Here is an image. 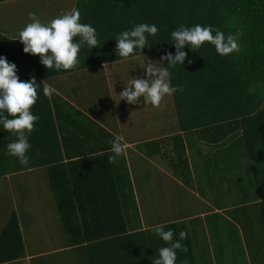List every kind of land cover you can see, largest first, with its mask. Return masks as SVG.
<instances>
[{"label":"trees","instance_id":"trees-1","mask_svg":"<svg viewBox=\"0 0 264 264\" xmlns=\"http://www.w3.org/2000/svg\"><path fill=\"white\" fill-rule=\"evenodd\" d=\"M43 1L45 0H0V12L9 13L13 10L10 13L11 23L21 22L20 25H23L18 15L12 22V16L15 12L23 13L27 10L28 24L31 22L29 13H36L42 20L44 12L34 8ZM51 1L56 5L58 16L60 8L57 0ZM64 1L61 7L67 5V9L70 7L68 4L75 2L74 9L81 12L80 22L91 24L96 29L101 47L91 51L83 48L77 68L68 71L48 70L41 64L38 56L24 53L23 44L19 40L0 34V56L17 66L21 80L27 81L35 77L37 84L41 85L38 100L31 109L39 120L29 137L30 163L27 167L22 166L15 157L7 155L6 150L0 157V164L4 158H11L15 166L3 170L0 166V178L31 169H45L60 219L59 228L66 234L69 247L85 244L83 248L88 255V264H153L158 258V250L168 245L152 232V228H140L137 207L134 205L136 210H130L126 201L131 197V191H115L116 199L105 200L108 210L99 209L100 199L108 197V194L101 191L99 184L103 180L96 172L95 164L101 168L105 163L108 179L116 186L121 172L118 173V165L116 172L114 162H110L114 152L64 162L57 127L58 116L52 107L55 98L44 95L42 84L45 82L42 80L90 68L101 69L102 65L127 60L117 55L115 39L134 25L148 23L158 26V35L150 38L152 45L142 54L147 56L155 53L163 56L167 52L175 55L177 51L172 45L173 31L181 25L192 27L200 24L211 25L225 35H238L240 51L222 57L217 54L214 46L206 43L198 52L186 48L187 56L183 66L178 64L169 67L172 86L183 88L182 92L171 96L173 117L175 115L177 125L171 123L170 129L166 131L174 135L151 141L158 147V152H153L151 156H160L168 167L171 166L176 178L190 186L194 175L189 152L192 156L195 152L203 157V145L206 146L207 157L204 162L201 160L206 166L203 168V163L200 166L203 168L201 171L207 173L214 165L219 168L226 163H233L237 158L233 155H244L252 161L251 180L258 198L264 202V0H62ZM8 45L9 53L6 49ZM189 59L191 64L188 63ZM162 63L167 66V61ZM140 101L144 102L143 98ZM65 129L66 127L60 132L61 136H64ZM4 133L7 132L0 126L1 139ZM194 136L202 138L200 142L203 145H199L200 148L195 145L190 151L188 144ZM14 139L9 133V143ZM231 156L233 157L230 158ZM124 176L125 187L126 184L130 186L127 172H124ZM117 195L122 197V207ZM92 199H95V205L92 204L87 209L81 207L85 201ZM136 220L138 224L134 226L133 221L137 223ZM162 225L166 231L173 230L174 240L179 239V233L184 231L180 229L179 223ZM186 232L188 236L182 243L187 251H177L176 264H197L193 257V239ZM26 241L23 242L19 220L12 213L0 231V250L4 252L0 256V263L23 259L26 250L32 253V246L27 245Z\"/></svg>","mask_w":264,"mask_h":264},{"label":"crops","instance_id":"crops-1","mask_svg":"<svg viewBox=\"0 0 264 264\" xmlns=\"http://www.w3.org/2000/svg\"><path fill=\"white\" fill-rule=\"evenodd\" d=\"M65 3V1L63 2ZM29 5V4H28ZM70 6V5H69ZM27 7V6H25ZM9 16V17H8ZM5 18V19H4ZM11 14L7 12H0V34L4 35L7 38L18 39V34L22 30L21 22L18 24L11 23ZM13 22V20H12ZM9 46L6 47L9 53ZM6 51V53H7ZM7 53V54H8ZM9 55V54H8ZM107 66V65H105ZM105 66H103L99 70H105ZM95 73H91V71H80L76 73H72V75H76L77 86L75 90L78 91V95L83 98L77 102L73 100H66L65 91L62 92L55 78L57 77H49L44 81L50 88L54 89L52 98H55L52 101V107L54 113L58 114L62 111L79 112L81 114H88L90 118L95 116L94 126H91L92 132V140L91 141H83L79 139V136L76 134H72L71 129L68 136H66L65 144L68 147L69 154H66L65 146L63 144V136H61V128L57 122V127L59 130L62 151L64 154V162L78 161L80 159H86L92 156L101 155L104 153H111L112 144L110 143L115 137H120L122 144L126 145L125 157L126 165L128 164L130 173H129V182L130 187H125V176L124 170H121V176L116 182V186L111 184L108 179V174L105 169V163L100 168L96 166V172L101 176V180L103 183L99 184L101 187V191L103 193H107L108 197L103 194L104 198L100 199L99 209H105L106 201L116 199L115 191L117 190H126L131 191L134 194V198L136 201V207L138 214L140 215V221L142 230H148L152 228L153 225L156 224H173L179 223L180 229L184 231H188L191 234L193 239V257L196 259L197 264H244L243 262H237V259L242 258L243 251L246 254H250V249L253 251L259 250V253L255 254V261L252 264H264V234L262 233V226H264V202H261V199L258 198V193L252 183V170L250 169V163L248 158L244 155L236 154L233 155L235 161L226 163L218 168V166H212L211 171L203 172L201 171L206 164L205 154L208 152L206 146H204L200 141L203 140L197 136H194V139L190 141L188 147L191 151L193 150V145L200 148L199 145H203V157H199L195 152L194 156L190 155L189 152V160L191 162V168L193 169V181L190 186L185 185L178 178L173 177L171 173L167 172L165 169L166 161L162 159L161 171L163 172L165 178L155 180L154 185L150 187L151 194L154 193L155 188H158L159 191L163 192L167 197L165 201V206L168 204V200L170 199V184L171 180H174L177 184L178 191L182 200L179 203L173 205L171 208V212L167 214L165 217H146L143 215L142 211H139L138 200L143 197L140 180H139V171H141V159L147 160V156H143L139 147L141 145H150L151 141H158L162 138H167L169 136L174 135V133L163 132L160 126L154 127V132L151 133V124H148L149 118L144 115V121L141 124V121L134 117L136 112V108L134 105H129L126 101H118L119 110H117L118 106L113 110V115L110 117L106 112L101 111L99 106H94L93 104L89 105L87 98L89 97L90 90L93 89V81L89 83L87 78H93L92 75ZM106 76V74H105ZM60 76H58L59 78ZM89 86L87 88V84ZM100 84H96L98 86ZM74 90H72L70 95H73ZM76 96V95H73ZM72 96V97H73ZM141 107H148V103L140 102ZM69 107V108H68ZM86 107L88 109H86ZM73 108V109H71ZM90 111V112H89ZM93 113L94 115H91ZM106 120H110L105 121ZM105 121V122H104ZM162 126V124H161ZM153 131V130H152ZM169 134V135H165ZM64 135V132H63ZM112 138H111V136ZM163 135V137L161 136ZM3 139L0 137V157L7 150V144L9 143V132L2 134ZM196 138H199V142L197 143ZM155 146V145H153ZM156 148V147H155ZM158 148V147H157ZM149 150V149H147ZM197 151V149H195ZM150 151V150H149ZM225 156V155H224ZM224 156H221L224 159ZM227 156V155H226ZM231 156L230 158H232ZM150 157H154L151 156ZM204 159V160H203ZM203 162H202V161ZM203 163V168L200 166ZM207 161V165H208ZM120 167L119 161H116V166ZM0 166L1 170L11 169V167L15 166V163H12L11 158H4L1 161ZM195 167V168H194ZM167 168V167H166ZM197 168V170H196ZM41 169H31L29 171L17 172L14 174H9L0 178V186H6L12 180L13 184H17V181L14 178L24 175L25 173H32L39 171ZM198 171V174L196 172ZM115 171L113 170V173ZM145 182L150 181L151 183V174L144 173ZM199 175V176H198ZM115 176V175H114ZM116 180V176L114 177ZM127 182V181H126ZM11 183V184H12ZM123 183V184H122ZM164 183V184H163ZM10 184V185H11ZM107 185V186H105ZM97 188V190L100 189ZM13 189V188H12ZM114 192V193H112ZM7 193V192H5ZM89 200V197H88ZM85 201L81 205V207L87 209L91 207V205H95V199L91 201ZM117 200L119 201L121 207L123 205V200L121 196L117 195ZM114 204V203H113ZM129 204L130 210H136V207ZM4 205H7L10 208V212L8 216L1 222L0 231L3 228L7 218L15 213L19 220L20 232L23 238V242H25L26 238L23 234V230L26 225H28V221H25V211L24 207L20 202H15L14 199L9 197L7 200H4ZM55 205V201H54ZM52 205V206H54ZM116 205V202H115ZM131 205V206H130ZM108 210V208H107ZM23 217V218H22ZM59 217V216H58ZM250 220H257L259 225L258 229H245L244 226L250 222ZM137 221V220H136ZM134 226L138 224L134 222ZM229 226H233V228H229ZM24 227V228H23ZM237 229V230H236ZM250 229V230H249ZM62 230V229H61ZM239 233V236L243 243L240 245H235L234 242H238L234 237L233 233ZM62 237H64L65 241L68 242L67 236L63 231H61ZM232 241L231 244L226 245L224 242L226 240ZM27 242V241H26ZM250 244H254L253 248H249ZM60 247V246H59ZM85 244L75 247L67 248H58L49 253L39 254L37 252L28 253L25 251V257L23 259L13 261V262H4L0 264H70L69 262H60L58 253H70V255L65 256L66 258H80V257H88L87 253L84 251ZM243 250V251H242ZM48 253V252H47ZM4 252L0 250V256H2ZM73 264H76V261H73Z\"/></svg>","mask_w":264,"mask_h":264},{"label":"clouds","instance_id":"clouds-1","mask_svg":"<svg viewBox=\"0 0 264 264\" xmlns=\"http://www.w3.org/2000/svg\"><path fill=\"white\" fill-rule=\"evenodd\" d=\"M29 19L31 22L19 32L16 40L23 44L25 54L38 56L41 64L48 70L68 71L77 68L80 64L79 54L83 48L91 51L101 47L96 29L91 24L80 22L81 12L78 9L64 13L52 19L50 23H42L34 12L29 13ZM158 32L159 28L155 24L134 25L116 37L115 51L123 59L143 56V51L152 45L150 38H155ZM171 39L177 50L175 55L167 52L159 61H151L145 57L144 75L132 79L130 85L119 94L120 101L134 105L140 103L143 98L145 103L159 107L165 97L182 92L181 86H172L171 72L168 69L178 64L184 65L186 48L198 52L207 43L214 46L217 54L222 57L240 51L238 35H225L223 31L211 25H181L171 33ZM163 61H167L166 67ZM188 63L191 64L192 61L189 59ZM42 85L44 95L51 96L54 89L45 83ZM40 88L41 85L37 84L35 77L27 81L21 80L17 66L9 63L6 57L0 56V126L15 138L7 144V155L15 157L25 167L30 163L29 137L39 120L31 109L38 100ZM110 143L115 154L110 157V162H115L117 157L125 154L126 145L122 144L120 137H115ZM151 230L168 245L158 250V258L153 264H176L177 251H187L182 241L187 238L188 233L181 231L179 239L174 240L173 230L166 231L162 224L153 225Z\"/></svg>","mask_w":264,"mask_h":264},{"label":"rangeland","instance_id":"rangeland-1","mask_svg":"<svg viewBox=\"0 0 264 264\" xmlns=\"http://www.w3.org/2000/svg\"><path fill=\"white\" fill-rule=\"evenodd\" d=\"M57 5L59 6V15L64 14L65 12H71L74 9L75 2L70 5V7L67 9V5H65L63 8L61 7L63 5L62 0L56 1ZM42 5V6H41ZM41 5L36 6L34 9H38L39 12H44V18L42 17V23H50V21L57 16L56 11V5L52 3L51 0H45L42 2ZM69 6V4H68ZM28 8V7H27ZM54 10V11H52ZM13 11V10H12ZM9 12V13H12ZM15 12V11H14ZM16 13V14H15ZM12 16V20L15 19V16L18 15L19 19L24 23V26H22V29L27 25V10L22 13L15 12ZM5 19V18H4ZM145 57H147L151 61H159L160 55L159 54H149L147 56L142 57H136L134 59H127L123 61H118L114 64H109L105 66V70H99L96 68H90L86 71H91V73H95L92 75L93 77V89L90 90L89 97L87 98V101L89 105L93 104L94 106H99L101 108V111L106 112L110 117L113 115V110L115 107L118 106L117 110H119V100H121L119 94L124 90V88L127 85H130L131 81L135 77H142L144 75L143 67H144V61ZM106 74V76H105ZM89 82L92 83L91 78H87ZM55 81L59 87V89L64 92L65 96L68 100L73 101H80L83 100L78 95V91L75 90L77 86L76 75L67 74L62 75L59 78H55ZM97 85L98 89L96 87ZM89 86V83L87 84V88ZM64 90V91H63ZM72 90H74L73 95H70ZM73 96V97H72ZM141 102V101H140ZM148 107H141V103L135 104L134 107L136 108V112L134 114V117L139 119V121L144 119V115H146L149 118L148 124H151V133L154 132V127L158 124L160 125V128L162 131L166 132L170 129V124L176 122V117L174 113V106L172 103V98L165 97V99L162 101L161 105L159 107H153L150 103H148ZM69 108V107H68ZM73 109V108H71ZM86 109H88L86 107ZM170 109H171V116H170ZM59 115L57 114L59 127L61 128V131H63L64 127H66L64 131L63 136V144L66 151V154H69V150L67 145L65 144L66 136L69 135L70 129L72 134H76L79 136L80 140L83 141H91L92 140V128L91 126H94V122L96 117L92 116L90 118L88 114H80L79 112H72L69 113L68 111H62ZM90 112V111H89ZM91 115H94L93 113H90ZM162 115H167L168 117H162ZM60 116V117H59ZM151 116V117H150ZM156 118V120H154ZM105 121H110L106 120ZM104 121V122H105ZM144 121H141V124ZM162 124V126H161ZM63 128V129H62ZM153 130V131H152ZM176 132V131H174ZM169 135V134H165ZM163 137V135H161ZM197 143L199 142V138H196ZM155 144L141 145L139 149L143 153V156H147V160L141 159V171H139V180L141 185V190L143 197L141 200H138L139 205V211L141 210L143 215L146 217H165L168 213L171 212V208L173 205L177 204L182 200L180 197L177 184L174 180H171L170 184V199L168 200L167 206H165V201L167 200V197L164 195L163 192L159 191L158 188H155L154 193L151 194L150 187L154 185L155 180H163L168 178L164 176L163 172L161 171V165H162V159L160 156L150 157L153 152H158L157 146H153ZM195 145H193L194 147ZM156 147V148H155ZM171 147V146H170ZM149 149V150H147ZM168 149V148H167ZM125 157L119 156L116 158V161H119L120 167L119 171L116 167V161L114 162L116 172L120 173L121 170H124V172H127L129 175L130 169L128 164L126 165V162L124 161ZM167 167V168H166ZM165 169L167 172L171 173L173 177H175L173 170L171 169V166L168 167L166 164ZM144 173L151 174V183L150 181L145 182V175ZM17 181V184H13L12 180L9 184L6 186H0V226L1 222L8 216L10 212V208H8L7 205H4V200L11 197V199H14L15 202H20V204L23 205L24 211H25V221H28V225L24 229H22L24 232V236L27 240V245L32 246L31 251L34 253L36 250L37 253L42 254L46 253L47 255L49 253H52L53 251L58 248H67L68 242L65 241L64 237H62L61 228H59L60 219L58 218V213L56 211V206L54 205V198L52 195V192L49 188V181H48V175L45 169H41L36 172L32 173H25L22 176H19L17 178H14ZM12 183V184H11ZM11 184V185H10ZM164 184V183H163ZM13 188V189H12ZM7 192V193H5ZM125 197V196H124ZM126 198V197H125ZM127 203H131L135 206H137L134 194L131 192V197H128L126 199ZM54 205V206H52ZM23 218V217H22ZM263 225V224H262ZM259 225L257 220H250L245 226V229H258V227L262 226ZM229 228H233L229 226ZM264 234V226L261 227ZM249 229V230H250ZM64 233V231H63ZM236 240L239 239L238 242H234L236 240L229 241L228 239L224 242L226 245L231 244V242H234L235 245H240L242 242L240 236L234 232L233 233ZM264 237V236H263ZM251 245L253 248L254 244H250L249 248H251ZM60 246V247H59ZM264 246V245H261ZM256 249V248H255ZM243 251V250H242ZM48 252V253H47ZM264 252V251H263ZM250 254H246L245 251H243V257L240 259H237V262H243L244 264H252L255 261V254L259 253V250L256 249V251H253L252 248L250 249ZM58 258L60 262H69L70 264H73V261H76V264H88L86 257H76V258H66L65 256L70 255V253L64 254L59 252ZM58 264V263H57Z\"/></svg>","mask_w":264,"mask_h":264}]
</instances>
